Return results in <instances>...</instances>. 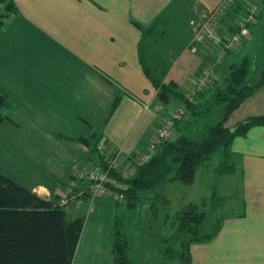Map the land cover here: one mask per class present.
<instances>
[{
  "label": "crops",
  "instance_id": "crops-1",
  "mask_svg": "<svg viewBox=\"0 0 264 264\" xmlns=\"http://www.w3.org/2000/svg\"><path fill=\"white\" fill-rule=\"evenodd\" d=\"M7 1L12 8L0 4L8 10L0 11V91L6 96L0 172L54 203L67 193L66 217L82 219L71 264H114L113 218L125 208L114 192L93 190L89 174L101 169L105 155L131 174L158 126L215 58L217 39L191 37L220 0ZM247 5L235 0L226 9L217 38L232 31ZM263 55L264 1L248 34L217 63L215 77L222 81L232 63L247 58L251 80L264 69ZM161 86L170 88L166 99L158 95ZM187 116L175 124L173 138L194 134L203 123ZM255 116H264V83L228 114L224 126ZM199 181L209 195L200 200L185 187ZM159 187L167 213L196 203L220 221L208 239L190 244L189 264H264V125L250 126L225 151L201 162L191 184L175 179ZM213 196L221 201L216 208ZM141 209L145 214L151 206ZM135 222L125 226L135 262L176 264L153 254L152 222ZM170 228L165 236L174 232Z\"/></svg>",
  "mask_w": 264,
  "mask_h": 264
},
{
  "label": "trees",
  "instance_id": "trees-1",
  "mask_svg": "<svg viewBox=\"0 0 264 264\" xmlns=\"http://www.w3.org/2000/svg\"><path fill=\"white\" fill-rule=\"evenodd\" d=\"M2 3H6V8H12V2L0 0ZM250 75L249 61L242 58L230 65L222 81L215 77L208 87L197 90L192 100L183 96L190 115L202 119L203 123L194 134H180L161 142L148 161L136 166L133 175L122 176L117 169L108 167L103 156L99 157L101 171H106L108 177L124 186L104 184L108 190L122 195L125 208L124 213H116L113 218L111 246L114 264H137L131 255L132 243L124 221L126 214L142 207L145 193L147 197V192L166 180L177 179L191 184L201 162L218 151H225L231 140L244 134L250 126L264 125V116H255L230 128L224 126L228 114L264 83V69L259 71L252 84H249ZM160 88L159 97L166 99L170 88ZM5 102L6 96L0 91V121L4 118L1 107ZM221 106L223 109L218 114ZM225 169L220 166L221 172ZM154 197L159 198L157 192ZM220 202L213 196L212 208ZM164 219L169 220L174 232L161 239V243L165 241L168 246L162 249V258H174L168 253L170 246L174 240L182 238L181 243L186 248L185 253L180 254L181 260L185 258L182 264H189L190 244L208 239L220 226L218 218L196 203H187L172 214L166 211ZM81 227L82 219L69 220L63 205H54L48 198L0 172V264H71Z\"/></svg>",
  "mask_w": 264,
  "mask_h": 264
},
{
  "label": "built area",
  "instance_id": "built-area-1",
  "mask_svg": "<svg viewBox=\"0 0 264 264\" xmlns=\"http://www.w3.org/2000/svg\"><path fill=\"white\" fill-rule=\"evenodd\" d=\"M234 1L235 0H220L215 7L207 11V14L205 15L204 19L200 22H197L196 26L194 27L191 42H206L211 41L213 39H217L219 44L216 46L215 58L203 66L202 72L197 80L196 85L190 88L185 94V97L189 100L193 99L197 90L204 89L212 83L215 78V68L217 63L222 60L223 56L226 54L227 51L232 50L238 46L241 39L248 34L249 25L256 18L259 9V2L261 0H245L248 2V5L245 7V12L238 19L237 23L235 24V27L226 37L217 38L218 35L216 32V25L218 24V21L220 20L221 16L224 14L226 9ZM187 112L188 110L184 102L178 103L175 108L170 111L169 116L164 121H162V123L156 129L155 136L148 145L146 152L136 159L134 167L132 168L131 172H129L131 173L130 175L128 174V171L118 169V166L114 163V161L105 155L104 160L108 167L117 169L122 176L133 175L136 166L148 161L152 153L155 151L156 147L161 142L173 138L175 124L184 119V116ZM89 178L93 181L91 187L95 191L108 190L104 186L105 183L118 186L119 188L124 187L122 184L108 177L106 171H101V169H94L93 172L89 174ZM116 197L121 199L122 195L116 194ZM66 202L67 199L65 198L61 200L58 205H64Z\"/></svg>",
  "mask_w": 264,
  "mask_h": 264
},
{
  "label": "rangeland",
  "instance_id": "rangeland-1",
  "mask_svg": "<svg viewBox=\"0 0 264 264\" xmlns=\"http://www.w3.org/2000/svg\"><path fill=\"white\" fill-rule=\"evenodd\" d=\"M0 9H1V6H0ZM0 11H2L1 13H7L8 10L5 11L3 9V10H0ZM1 21H3V20H1ZM259 58H262V60H263L264 59V55L260 56ZM262 60H259L258 62H261ZM253 64H254V62H253ZM259 65L260 64L258 63L257 66H259ZM256 77L257 76L255 75L249 81V84L254 83L256 81V79H257ZM187 115H188V112L186 113L184 118L185 117L187 118L188 117ZM217 157H218V154H217V156L213 157V160L210 161V163L214 164L216 162ZM185 187L187 189L186 191H188V194H192L193 193L194 198L197 197L198 200H200V196L208 195L207 192H206V188L201 184V182H200V184H197V185L196 184L193 185V186L186 185ZM155 191H157V193H159L160 192V187L156 188ZM70 192H71V190L68 191V193H70ZM147 194H148V197H146V193H145V199L147 201L149 200V202L146 204V201H145V204L143 203L142 207H146V205H147V206H151V209L148 212L146 210L145 214H144L143 209L138 210V211L135 210V211L130 212V214L126 215V217H125V220H126L125 221V226H128L131 223V227H132L133 226V222H134L135 219H136L135 223H140V219H142L143 223H149L151 221L152 222L151 224L153 225V228H154V230L152 228V230H151L152 232L151 233L153 235H155L154 242L156 243V245L154 247H151V250H152L153 254H157V255H158V252H160L161 259H163L161 251H162V249H164V248H166L168 246H167V243H165V241H164V243H161V241H162L161 239H163V238L165 239V238L168 237V236H163V235H167L169 232H171V230H170L171 228H170L169 220L163 221V217H164V214H165L164 212H166V210H164V208L161 207V202H160L159 198L155 199L154 195H156V192H153L152 195H151V192H147ZM66 196H67V193L58 202H56V203L53 202L54 205H58L61 202V200L66 198ZM143 205H145V206H143ZM136 232H138V230ZM155 233H157V234H155ZM181 241H184V240H182V238H177L176 240H174L173 243L171 244L169 252H168V253H170L171 255L174 256V258H172L171 260H173V263H176V264H182L184 259H185V258H182V260H181V258H180V254L185 253V250H186L185 244L181 243ZM151 244H153V243H151Z\"/></svg>",
  "mask_w": 264,
  "mask_h": 264
}]
</instances>
